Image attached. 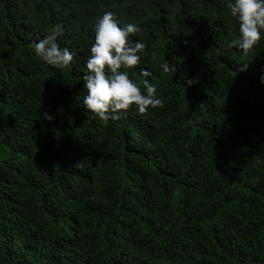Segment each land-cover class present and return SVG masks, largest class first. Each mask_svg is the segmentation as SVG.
<instances>
[{"label":"trees","instance_id":"16d2710c","mask_svg":"<svg viewBox=\"0 0 264 264\" xmlns=\"http://www.w3.org/2000/svg\"><path fill=\"white\" fill-rule=\"evenodd\" d=\"M106 11L161 104L101 121L83 74ZM53 25L64 68L33 52ZM236 38L226 0H0V264H264V37Z\"/></svg>","mask_w":264,"mask_h":264},{"label":"clouds","instance_id":"9594fccd","mask_svg":"<svg viewBox=\"0 0 264 264\" xmlns=\"http://www.w3.org/2000/svg\"><path fill=\"white\" fill-rule=\"evenodd\" d=\"M226 7L238 22V38L229 42V47L247 55L264 37V0H226ZM135 23L120 25L112 12H104L93 24L94 41L89 48L83 74L84 110L101 121L117 120L130 109L139 113L160 106L156 85L148 79L140 85L130 78V71L140 62V53L145 45L141 41H131L130 36L138 32ZM64 29L53 25L44 36L34 44L33 52L42 62L52 68L67 67L74 59V53L61 48L57 43ZM248 65H240L246 71ZM163 72L174 73L176 67L168 62L161 65ZM141 75L150 77L149 70ZM191 83V81H189ZM264 84V74L260 76ZM43 119L51 121L54 117L43 113Z\"/></svg>","mask_w":264,"mask_h":264}]
</instances>
